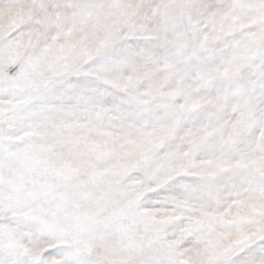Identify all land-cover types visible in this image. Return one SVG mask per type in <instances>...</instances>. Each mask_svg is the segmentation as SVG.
<instances>
[{"label": "snow or ice", "instance_id": "1", "mask_svg": "<svg viewBox=\"0 0 264 264\" xmlns=\"http://www.w3.org/2000/svg\"><path fill=\"white\" fill-rule=\"evenodd\" d=\"M0 264H264V0H0Z\"/></svg>", "mask_w": 264, "mask_h": 264}]
</instances>
